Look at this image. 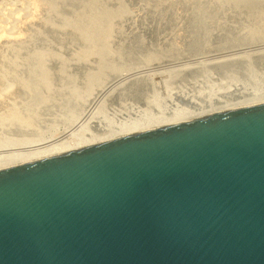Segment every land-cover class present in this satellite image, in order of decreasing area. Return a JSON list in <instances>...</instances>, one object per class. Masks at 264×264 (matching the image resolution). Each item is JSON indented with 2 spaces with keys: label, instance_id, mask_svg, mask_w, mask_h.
<instances>
[{
  "label": "water",
  "instance_id": "obj_1",
  "mask_svg": "<svg viewBox=\"0 0 264 264\" xmlns=\"http://www.w3.org/2000/svg\"><path fill=\"white\" fill-rule=\"evenodd\" d=\"M0 264H264V98L0 165Z\"/></svg>",
  "mask_w": 264,
  "mask_h": 264
},
{
  "label": "bare ground",
  "instance_id": "obj_2",
  "mask_svg": "<svg viewBox=\"0 0 264 264\" xmlns=\"http://www.w3.org/2000/svg\"><path fill=\"white\" fill-rule=\"evenodd\" d=\"M77 1L78 0H76V2ZM86 1L87 2L84 4L83 1L79 0L78 6L80 5V10L79 8L77 9L74 6L73 9L75 8L77 11L72 10L73 11L72 12L69 6L70 4L73 5L75 1H72L69 3V0H0V43L2 44V45L0 44L1 47H4V43H10L11 45V42L12 43L14 42L13 45L14 44L16 45V43H18L19 45V43L21 44L22 42L24 44L25 40L27 42V43L25 42V47H26V44L27 45L32 44L33 42L35 43L34 44L35 46L38 43L37 44L38 46L40 42H37V41L38 40L40 41L45 31H46V34L49 35L48 34L49 29L50 31L52 30L53 32L56 31V34L51 31L50 38L54 37V35H52L53 33L56 36L54 38H57V39L59 38L61 40L60 37L63 34L62 32L64 33L69 32L73 36H75L74 37L75 39H74L73 36L68 33L69 35H71L73 39L71 40L70 39L71 37L68 35L69 36L68 39L70 40V42H72L73 44L80 43L79 45L81 46L79 47V46L74 45V47L72 46L73 47L72 48L70 47L71 43L67 39L63 43L68 41L70 44L66 42L68 43L66 44V46H68L69 48L66 47L65 45L63 46L62 44H60L64 47L63 51L65 49H69L70 51L71 50L73 51V52L71 51L73 55L69 54V51L67 52V50H65L67 53L64 51V53L67 54L68 59H67V56L65 57L66 59H63V56L66 54H62L63 56L60 55V52H61L60 50H62L61 49L62 46L57 47L59 45V42L56 40L57 44H55L54 38H52V40L54 39L53 40L54 42H52L51 39H50L51 41L49 42V38H48L49 36H46V35H44V37L46 36L48 38V39L46 38L48 40V44L46 43L45 46L47 47L48 45V49L50 46V50H51L52 45L53 47L56 45L55 47L57 49L56 48L54 49L58 51L60 48L59 50L60 52L58 51L59 55H57L58 53H56L55 50H53L54 52L52 53L50 52V50L48 51L47 48H44V47L42 48L43 44L45 43L44 40L47 41L46 39L41 40L44 43L42 44L41 46L42 49L40 51L37 50V52L36 51L29 52L32 49L34 50L37 47V46L32 47L33 45L32 44L28 46L32 48L31 49L29 48L27 54L25 50L26 48L23 49L24 45L23 46L21 45L22 49H20L18 45H17L18 49H16L15 47L12 48L13 46L8 48V45H7V49L0 48L3 50L2 51L3 53H4V50L6 49V50H10V52L13 54L12 55L13 59L8 60L7 62H4V64L0 63L1 64L0 65V165H4L7 163H11V162H15V161H19V160H23V159H27V158L55 152V151L69 149L72 147L94 142L104 137L121 134V133L129 132L132 130H136V129H140V128H144V127H148V126H152V125H156V124H160V123H164V122H168V121H172V120H176L180 118H185V117H189L193 115L207 113V112L231 107L234 105L246 103L252 100L264 98V50L261 49V48H264V0H254V2L253 0L252 1L232 0L230 5H227L225 3L227 0H215L216 3L214 4L218 8V13L220 12L224 15V12H222L223 9L224 11L225 10L229 11L228 8H231V11H232L231 13L233 15L235 13H238L239 16L241 15L240 20L238 22L242 20L243 22H246V23H243L245 24L244 25L245 27H243V30L245 28L247 29L245 31L241 30L242 32L240 33L238 32V35L234 34L235 35V38H234V35L232 34L233 31L231 33V29L234 27L233 23L239 17L237 16L236 19L234 20L233 18H231L232 16L230 17L229 15L228 21L230 22L233 19L234 22L233 20H232L233 23L228 22L229 25L233 24L232 28L231 26L229 27V25L227 26L228 32H229V29L231 28L230 33L232 34V38H233L231 40L238 41L239 43L236 42L237 44L235 43V41H233V44H232V41H230L231 45H230V42L228 43L229 45L227 44L228 46H225V44L223 46L222 45L223 43H222L221 44L222 47H220L221 45L218 43V46H217V43L215 41L214 42L216 43L215 48L213 45H212L213 48H211L210 46H209L210 48L207 47V43L211 41H207L208 39L206 40V37L209 36L211 39V36H213L215 33L211 35V33L208 32L212 28L210 25H209L210 29L207 28L208 25L205 24L203 18H201L203 17V15H201V17H198V19L197 18L194 19V22H195L194 24L196 25L194 24L192 25H194L195 28L197 27L196 29L198 31L196 35L199 36V39H200L199 43H197L198 41H195L196 44L199 45L198 46L199 50H197V53H194V54L197 56L199 55L200 57H203V58L207 56H212L211 58L213 59V57H215V59H213L212 61L211 60L209 61L207 59L209 61V62L207 61V63H205L203 59L202 60L204 63L203 64L204 67L208 66V67L218 70L217 77L219 78L217 79L216 77V79L215 78L213 79L212 77L206 76V74L204 73H207V72L206 71L203 72L205 69L200 64L202 63V60L199 59L200 63L198 62V64L201 65V67L199 68L200 69L203 68V71L200 70L201 71L200 73L197 70L198 66H196L195 64L194 65L196 66L195 71L197 70V72H199L200 77L199 76H197V78L194 76H193L194 78L190 77L191 79H194V81L191 80V83L189 84L190 79H188V77L185 76V78H187L186 80H189L187 81L189 86L193 88V92H191L192 90L190 89H189L190 91L186 90L190 94H188V92L183 93L182 89L179 90L181 81L183 83V80L181 79V77H180V81H178L179 76L177 78L175 77L177 76V74L175 75V73L172 74V72H167L168 76L170 73L171 80H170V77L168 78V76H167V79L165 77L164 78L165 80H164L162 77L165 76L164 74H167V73H163L166 70L161 72L162 69L160 68L161 70L158 72V69H157L161 65H165V64H168L169 66L174 64V66H176L175 64L177 61L180 60V58L178 57V55H176L174 59H171L173 57H171L170 54L172 52V48L174 47V45L172 47V44H173V41L177 45H180V43H183L182 42L183 39L181 40L180 38H183V37L185 38L187 35L186 32H184L185 35L183 37L179 38L180 39L179 41H181L179 44L177 40H171L174 35L172 37L170 36L171 39L170 37H167L168 40L166 41L167 43L169 42L168 44L172 42L171 44L172 48L170 49L171 51L167 50L168 52L165 51L166 49L165 50L163 49L164 50L163 52H167L168 55H166V53L163 54L162 52L160 53H162V55L164 56L159 55V52L158 54H156L155 52L159 51L160 49L159 48L157 50L156 48L158 44L160 43L159 41L161 40H158L159 43L155 44L156 42L154 43V41L156 40L152 39L154 41L152 42L151 40L150 42L154 43L155 46L157 45L155 49H153L155 46L153 45L152 47L151 45L152 49L155 50V52L150 49L151 48L150 44H149V49L152 52L151 51L148 52L147 51L148 49L146 50L145 48L146 43L143 44L145 41L142 40L141 44L142 46L145 45L144 48L146 51L144 50L143 47H140V49L142 50L143 48V51L145 53L148 52L149 54L145 56V54L142 51V53L144 54V57L141 58L140 50H139L140 55L137 54L138 51L137 53L136 52L134 53L133 51H131L133 47L136 48L135 51L138 50L139 48V47L137 48L133 46L130 50L131 52L128 51L130 52V54L128 53V55L124 57L122 56V54H120L121 53L120 49L122 48H120L118 44L117 46L119 48L117 46L114 47L115 45L112 46V44H113L115 36H118L116 34H119L118 33L119 31L116 30V28H119L117 27V25L120 26V24H122L123 21L119 22V24L117 23L119 20L121 21L123 16H125V14L123 15V13L120 12V10L118 11L116 9H115L116 11H113V12L108 10L109 8L111 10H113L114 8V7L111 8L110 6L109 7L105 6L109 3L108 2L109 0H96V1L86 0ZM66 2H68L69 6H65L67 5L65 4ZM110 4L111 3H109L108 5ZM192 6H193V2H192ZM64 7L65 8L68 7L67 10L68 11L70 10L71 13L69 11L67 12V14L65 13L66 16L62 15V12H63L62 8L63 10H65ZM204 8H207V7H204ZM68 13H70L71 15ZM204 14L206 15V13ZM219 15H217L218 18L220 17ZM127 18L128 17H126L125 19L127 20ZM115 19L116 21L118 19L117 23L116 21L114 22L116 24V28L115 27L114 28L117 32L112 30L114 26L112 24ZM55 20L58 22V24L55 22L57 25L53 23V21ZM160 20L161 19H159V21ZM170 22L171 21H169V23ZM202 22H204L203 24L207 26L204 25L202 29H198L200 28V25L203 26L201 24ZM162 23L163 22H161V24ZM211 23L212 22H210L209 24ZM218 24L216 25L218 26ZM37 25L38 27L43 26L45 28H48V30L44 28L45 31L42 30L44 33L41 31L43 34L41 32H38L39 33L38 34L37 30L40 31L41 29H43V27L40 29V27L38 28ZM35 26L38 28V29L35 28L37 29L36 33L38 34V36L37 34H35L37 37L33 38L32 40L34 41L33 42L31 41L30 43L29 42L30 38L29 36H27L29 34H26L27 32H30V31H26V30L28 27H31L34 29ZM163 26H166V25L163 24ZM168 26L171 27V25L169 24ZM168 26L166 28H168L169 30L170 27ZM235 26L238 27V25H235ZM225 27L223 28V25H222L221 28H218L219 30L221 29L219 33H223L221 32L223 29H224L223 31L226 32L227 28ZM240 27L242 28V23ZM173 28H175L174 25H173ZM134 29L135 28H133V31ZM253 29H255V31ZM29 30H32V29H29ZM168 30H166V32ZM236 30L234 31L235 33H237ZM239 30L240 28H238L237 31ZM171 31L169 35H171V33L172 34L175 33V36H176V33H178L179 30L177 31L175 28L176 32L174 31L171 32ZM112 32H115L116 34H113ZM166 32L164 33L165 36L168 35ZM57 33L60 37L57 35ZM151 33L152 32H150V34ZM227 33L222 34L223 39L225 38L228 39L229 37H231V34L228 33L229 35H226ZM25 34L26 36L24 37ZM32 34H34V32ZM216 34L214 35L215 40L218 39L216 37L218 34L217 35ZM140 35H142V32ZM180 35L182 34L180 33ZM180 35H177L176 37H179ZM222 35H219L220 36L219 40L220 38L222 40V37H221ZM31 36H34V35H31ZM134 36L132 34L133 38ZM158 36L159 35L156 36L157 39H158ZM165 36H163V39H166ZM161 37L162 35L160 36V38ZM176 37H173V38L177 39ZM142 38L145 39V37H142ZM75 40L77 42L74 43ZM164 41L165 40H163V42ZM222 41H225V40H222ZM60 42H62V40ZM49 43L50 44L52 43V45H50ZM165 43L166 42H164L163 44ZM114 44H116V42ZM163 44L160 43V45H163ZM196 44H194V46ZM177 45H175L174 47L175 49H177L176 48ZM129 46H130V43H129ZM75 48H77L76 50H79V49L80 50L74 51ZM123 48H125V45L123 46ZM164 48H165V45H164ZM127 49L128 48H126V51ZM181 49H184V48L181 47ZM194 49L191 48V51ZM259 49H261L262 51H260ZM6 50H5V53L8 52V51L6 52ZM21 50L25 52L22 53ZM63 51L61 53H63ZM242 51L244 52L246 51V54L243 53ZM193 52H196V51L194 50ZM193 52L191 54H193ZM247 52H249V54ZM20 53H22L21 55L24 56V57L21 56L22 60H19L20 55L18 54ZM131 53H134V55L137 54L139 56H133ZM176 53L177 52H175V54ZM180 53L183 54V52H180ZM221 53L225 54V55L222 54L224 55V57L221 56L222 58L221 57L216 58L220 56ZM154 54H156L157 56L159 55L161 57H158L157 59L155 57L156 55ZM178 54H179V51H178ZM229 54H231V56L227 57L229 56ZM0 55L2 57L5 56L4 54L3 55L0 54ZM69 56H70V59H69ZM173 56L175 55L173 54ZM2 57L0 59V62L2 60L3 61L6 60L5 59L6 56L4 57V59H2ZM48 62H50V64L56 63L58 66H61V69H62L61 71H58V72L56 71L57 73L55 74V76L57 79L55 78L53 79V81L51 80L53 77L51 78V73H49L50 71H47L46 69ZM117 62H120L118 63V65L121 64L120 66L122 67L120 66L118 67L116 65ZM181 63H179V65H181ZM184 64L185 63L183 62V65ZM49 66H47V68ZM65 66L66 67L75 66L76 68L77 66H81V67L83 66L87 69L86 75L85 73H84V76L81 74L83 76L82 79L80 78L81 80L76 78L77 75L75 77V74L74 76L70 74L71 76L69 75L70 77L69 76L67 77L68 75L67 73H66L67 75L63 74L64 73L63 69ZM184 66L181 67L180 71H178L179 74H183L181 76L187 75L186 72L189 71V69H191V67L190 68L188 67V70H187L186 69L187 65H184ZM153 67H156V68L151 69ZM143 70L144 71L148 70V73L150 71L151 74L149 73L150 75H147V76L143 74L144 77L140 76L138 78H135L134 79L135 81H133L132 79L134 77H137ZM152 70H156L157 72L156 71L151 72ZM130 71H132L136 75L138 73V75L137 76L134 75L133 78H130L133 76L132 75L133 73ZM168 71H170V69ZM214 72L216 71L214 70ZM192 75H193V72H192ZM172 77H174V80L177 79V82L175 81L176 83H173V84L171 83V82H174ZM153 78L160 79L161 81L160 85L159 83L153 81L154 80ZM127 79L131 81H128ZM54 80H56L55 81L56 83H53ZM168 80H170L171 82H169ZM186 80L184 83H186ZM119 81H122L123 85H126V84L127 85L123 87L121 86V83ZM124 81H127V82L125 83ZM111 82L113 83L116 82L117 86L119 85L117 83H120V85L117 88H115L116 85L112 84L113 86H115L113 89L109 85L110 87L109 86L108 87L109 89L110 88L111 89L106 90L107 88L105 89L104 87L110 84ZM182 83H181V88L184 87ZM174 84H178L177 86L179 89L176 86H174ZM172 85L174 88L176 87L179 91H182V92H179L175 90V92L173 93H174V99H178L177 101H180V102L182 101L184 105L176 104L173 102L174 100L173 101L171 100L173 99L172 91L174 90V88L171 87ZM185 85L187 88H189V86H187V83ZM120 86L123 88L118 89ZM101 91L103 92L105 91V94L107 93L105 96L107 99L105 98L103 99L109 100V101L113 100L112 102L117 105V107L115 106V108L117 109L116 111L114 110V112L118 113V106H119V108H122L124 110V113L126 112L125 117L123 116V117L118 118L116 116L113 117L112 115H110L111 116L110 117L107 111L109 109L113 111L114 104L110 102L113 105L112 106L110 103H108V106L110 105L108 109V106L104 104V100L98 106V108L95 107L96 108L95 111L92 110L90 112L89 109L91 105H93L92 102L95 101L94 98L97 95H100L98 93H100ZM162 92H165L164 97H161L160 93ZM177 92L179 93L176 94ZM114 100H117L115 101L116 103L114 102ZM131 101L135 102L136 104H139L140 106H136V105L134 106L133 105L134 103H132ZM105 103H107V101ZM111 106H112V109H111ZM87 112L90 113L88 118L84 120L85 122L84 121L81 122V117H85L83 116L85 113H86L85 115H88ZM121 112L123 111L121 110ZM119 113H118V116H120Z\"/></svg>",
  "mask_w": 264,
  "mask_h": 264
},
{
  "label": "rangeland",
  "instance_id": "obj_3",
  "mask_svg": "<svg viewBox=\"0 0 264 264\" xmlns=\"http://www.w3.org/2000/svg\"><path fill=\"white\" fill-rule=\"evenodd\" d=\"M72 1H75V3H74L73 5L70 4V6H69L68 2H66L65 4H67V5H65V6H69V8H70L71 11H72V10L75 11V10H76L75 8H77V9L79 8V10H80V5L78 6V4H79V3H78L79 0H78L77 2H76V0H72ZM72 1L69 0V3L72 2ZM81 1H83L84 4L87 2L86 0H81ZM95 1H96V0H95ZM178 1H180V2H178ZM191 1L193 2V6H192V2H191ZM231 1H232V0H227L225 3H226L227 5H230V4H231ZM250 1H252V0H250ZM108 2L111 3L113 6H112L111 4L108 5L109 3H108L107 5H105V6H108V7L110 6L111 8L114 7L113 10H111L110 8H109L108 10H110L111 12L116 11V10H118V11L120 10V12H122L123 15L125 14V16H123V18H124V17H125V18L128 17V18H127L128 21H127L125 18H124V20H123V18H122L121 21H120V20L118 21V19H117V21H118V23H117V21H116V19H115V20L113 21V24H112V25H114L113 28H114V27L116 28V24H115L114 22L116 21V23L119 24V22H122V21H123L122 24H120V26L117 25V27H119V28H116V30L119 31V32H118L119 34H116L115 32H117V31L115 30V28H114V29L112 28V30L115 31V32H112V33L118 35V36H115L112 46L115 45L114 47H116L117 44H118V46H120V48H122V49H120V50H121V53H120V54H122V56H124V57H126V56L128 55V53L130 54L131 51H133L134 53H135V52L137 53V51H138L137 54H139V50H140V54H141V55H140V54H139V55H140L141 58H142V57H144V54H145V56H146L147 54H149L148 52H150L151 50H153V49L156 48L157 45L155 46V44H158L159 42L162 43V44H163L164 42L167 43V41H166V40H168L167 37H170V36L172 37L173 35H174L173 37H176L177 35H180V33L182 34V35H180L179 37H176L177 39H175V38H173V37H172V39H171V37H170L171 40H177L178 44L181 42V41H179V40H180V39H181V40L183 39V41H182L183 43H180V45H177L174 41H173V44H172V42H170V44H168V43H169V42H168L167 44L165 43V44H163V45H160V43H159L158 46H160V47L157 46V48H156L157 50L160 48L159 51H156V52H155V50H153V51H154L156 54H158V52H159V55H162V53H163V54L166 53V55H168L167 52L173 47V45H174V47H175V45H177V47H176L177 49H175V48L173 47L174 49L172 48V52H171V54H170L171 57H173V58L170 57L171 59H174V58L176 57V55H178V57L180 58V60L177 58L179 61L176 62V64H175L176 66H174V64H173V65H170V66H169L168 64H165V65H161V66L158 67L157 69H158V72L162 69L161 72H163L164 70H166V71H164L163 73L172 72V74H173V73H175V75L177 74V76H175V75H174V76H175L176 78L179 76L178 81H180V77H181V79L183 80V83H182V81H181V83L184 85L185 88H184V87L181 88V83H180V86H179L180 89H179L178 86H177V85L179 84V82H178V84H174V86H176L179 90L182 89L183 93H185V92L187 93V92L190 91V90H192L191 92H193V88H191V86H189V84L191 83V80L194 81V79H191V78H194V77L197 78V76H199V72L201 73L200 70L203 71V68L205 69L203 72H205V71L207 72V73H204V74H206V76L212 77L213 79H214V78L216 79V77L218 76V70H217V69H214V68H211V67H208V66L204 67V65H203V64H204V63H203V60H204L205 63H207L208 60H209V61H210V60L212 61L213 59H215V57H213V59L211 58L212 56H207V57H204V58H203V57H200L199 55L197 56V55L194 54V53H197V50H199V49H198V46H199V45L196 44L195 41H198L197 43H199V40H200V39H199V36L196 35V33H197L198 30L196 29L197 27L195 28V26H194V25H196V24H194V23H195V22H194V19H195V18L198 19V17H201V15H203V17H201V18H203L205 24H207L208 26L205 25V24H203L204 22H202L201 24H202L203 26L200 25V28H198V29H202V27H204V25L207 26L208 29H210V28H209V25H210L211 28H212V29H211L212 31H211V30L208 31V29H207V31H208L209 33H211V35L214 34V33H215V34H216V33L218 34L219 31L221 30V29L219 30L218 28H221L222 25H223V28L226 26L225 28H227V31L225 32V31H223V30H224V29H223L221 32H223V33H227V32H228V27H227V26L229 25L230 22L233 23L237 16H238L239 18H237L236 21L233 23V24H234V27L232 28V25H233V24H230V25H229V27L231 26V28L233 29V30H232V29L230 28V29H231V33H232V31H233V33H232L233 35H234V34H235V35H238V32L240 33V32L245 31V30L247 29V28H245V29L243 30V27H245V26H244L245 24H243V23H246V22H243V20L240 21V22L242 23V28L240 27L241 23L238 22V21L240 20V16H241V15L239 16L238 13H235V14L233 15V14L231 13V12H232V11H231V8H228L229 11L225 10V11H227V12H225L224 9H223L222 12H224V15H223L222 13H220V12L218 13V8H217V6L214 4V3H216L215 0H186V1H185V0H109ZM194 2H195V3H194ZM202 2H203V3H202ZM253 2H254V0H253ZM76 3H77V4H76ZM181 3H182V5H181ZM189 3H190V4H189ZM179 4H180L181 6H180ZM194 4H195V5H194ZM178 5H179V6H178ZM205 5H206V6H205ZM208 5H209V6H208ZM217 5H218V4H217ZM74 6H75V8L73 9ZM108 7H107V8H108ZM176 7H177L179 10H178ZM204 7H207V8H204ZM208 7H209L210 9H209ZM64 8H65V7H64ZM174 8H175V9H174ZM213 8H214V9H213ZM67 9H68V7L65 8V10H67ZM115 9H116V10H115ZM173 9H174L175 11H174ZM204 9H205V10H204ZM65 10H63V8H62V11H63V12H64ZM70 10H69V11H70ZM79 10H78V11H79ZM106 10H107V9H106ZM206 10H207V11H206ZM62 11H61V12H62ZM69 11H68V10L65 11L64 14H63V12H62V15L66 16L67 12H69ZM71 11H70V13H71ZM73 11H72V12H73ZM76 11H77V10H76ZM173 11H174V12H173ZM202 11H203V12H202ZM209 11H210V12H209ZM65 13H66V14H65ZM70 13H68V14H70ZM204 13H206V15H205ZM217 13H218V14H217ZM208 14H209V15H208ZM219 14H221V15H219ZM43 15H44V13H43ZM70 15H71V14H70ZM174 15H175V17H174ZM204 15H205V16H204ZM217 15H219L220 17L222 16V17H221V18H220V17L218 18ZM229 15H230V17L232 16L231 18L234 19V20L232 19L233 22H232L231 19H230V20H231L230 22L228 21V20H229ZM67 16H68V15H67ZM225 16H226V17H225ZM181 17H182V18H181ZM212 18H213V19H212ZM217 18H218V20H217ZM222 18H223V19H222ZM159 19H161V20L159 21ZM165 19H166V20H165ZM176 19H177V20H176ZM219 19H220V21H219ZM129 20H130V21H129ZM178 20H179V21H178ZM165 21H166V22H165ZM169 21H171V22L169 23ZM225 21L227 22V24H226ZM55 22L58 24V22H57L56 20L53 21L54 24H56ZM137 22H138V23H137ZM156 22H157L158 26H157ZM161 22H163V23L161 24ZM167 22H168V23H167ZM177 22H178V23H177ZM206 22H208V23H206ZM210 22H212V23H211L212 25L209 24ZM224 22H225V23H224ZM228 22H229V23H228ZM124 23H125V24H124ZM141 23H142V24H141ZM165 23H167V24H165ZM175 23H177V24H175ZM218 23H219V24H218ZM220 23H221L222 25H221ZM235 23H237V24H235ZM238 23H240V24H238ZM57 24H56V25H57ZM139 24H140V25H139ZM160 24H161V25H160ZM163 24L166 25V26H163ZM168 24L171 25L172 28H171L170 26H168ZM179 24H180V25H179ZM192 24H194V25H192ZM216 24H218V26H217ZM173 25H174V27L176 28L177 31L179 30L178 33H176V36H175V33H173V34L171 33V35H169V33H170L171 30H173L174 32H176V31H175V28H173ZM235 25H238V27H236ZM139 26H140V27H139ZM155 26H156V27H155ZM159 26H160V27L162 26V27L160 28ZM167 26L170 27L169 30H168V28H166ZM213 26H214V27H213ZM31 27H33V26H31ZM31 27H28L27 30H26V31H30V32H27V33L25 32L26 34H29V35H27V36H29V38H30V39H29V42H30V43H31V41H32V42L34 41V40H32L33 38H36V37L38 36V34H39L38 32H41L42 30L45 31V30H44L45 27H43V26H41V27L39 26L40 29L43 27V29H41L40 31L37 30V29L39 28L38 25H37L38 28H37L36 26L34 27V29L31 28ZM150 27H151V28L153 27V28L151 29ZM157 27H158V28H157ZM193 27H194V28H193ZM198 27H199V26H198ZM216 27H217V28H216ZM35 28H37V29H35ZM120 28H121V29H120ZM133 28H135L134 31H133ZM159 28H160V29H159ZM162 28H163V30H162ZM178 28H180V29H178ZM215 28H216V29H215ZM235 28H236L237 30H238V28H240V30L237 31ZM248 28H250V27H248ZM29 29H32V30H29ZM45 29L48 30V28H45ZM148 29H149V30H148ZM153 29H154V30H153ZM156 29H157V30H156ZM170 29H171V30H170ZM194 29H196V30H194ZM230 29H229V32H228L229 34H231V33H230ZM234 29L236 30L237 33L234 32V31H235ZM33 30H35V31H33ZM36 30H37V33H38V34L36 33ZM166 30H168L169 32H168V31L166 32ZM215 30H216V32H215ZM241 30H242V31H241ZM253 30L255 31V29H253ZM32 31L34 32V34H32V33H33ZM43 31H42V32H43ZM51 31H52V30H51ZM51 31H50V29H49V31H48V34H49V35L46 34V31H45V33L43 32L44 34L41 32V33L43 34V37H44V35L49 36V37H48V38H49V42L52 40V38L56 37V36H55L56 31H54V32L52 31V32L55 33V34L52 33V35H54V37L50 38ZM132 31H133V32H132ZM147 31H149V32H147ZM164 31H165L168 35L165 36V35H164V33H165ZM173 31H171V32H173ZM181 31H182V32H181ZM194 31H196V32H194ZM65 32H66V31H65ZM67 32H68V31H67ZM122 32H123V33H122ZM141 32H142V35H140ZM150 32H152V33L150 34ZM184 32H186V34H187L185 38L183 37V36L185 35ZM193 32H194V33H193ZM62 33H63L64 35H63ZM62 33H61V34H62L61 37H60V36L58 35V33H57V35L61 38L62 42H60L61 40H60L59 38H58V39H57V38H54V39H55V44H57L56 40L59 42V45H58L57 47H59V46L61 47L62 45H63V46H64V45L66 46V44H68V43L70 42V40H69L68 38H69V36L71 37L72 34L69 33V32H68V33L71 34V35H69L68 33H64V32H62ZM130 33H132L133 36L135 35L134 38L132 37V34H130ZM135 33H136V34H135ZM183 33H184V34H183ZM223 33H219L218 35L216 34V35H217L216 37L218 38V39H216V40H215V36H214L215 34L213 35L214 38H213V36H211V35H210V36H211V39H210L209 36L206 37V40L208 39L207 41H211V42H212V43H211V42H208V43H207V47L210 46L211 48H213V46H214V48H215L216 43H217V46H218V43H219L220 45L223 43V44H222L223 46H224V44H225V46H228V45H229L228 43H229L230 41H232L231 39H233V38H232V34H231V37H229L228 39H226V38H225L226 35H229V34L227 33V34L225 35V37H224L225 39H223V35H222ZM26 34L24 35V37L26 36ZM35 34H37V36H36ZM42 34H41V35H42ZM59 34H60V33H59ZM137 34H138V35H137ZM152 34H153V35H152ZM155 34H156V36L159 35V36H158V39H157V37L155 36ZM31 35H34V36H31ZM68 35H69V36H68ZM161 35H162V37L160 38ZM219 35H222V36H221V37H222V40H225V41H227V42L222 41L221 38H220V40H219V37H220ZM235 35H234V38H235ZM46 36H45L44 38L40 36V37H41L40 41H39V40L37 41V42H40L38 46H37L38 43L35 41V42L37 43V44H36L37 47L34 45V44H35L34 42L32 43L33 45H32V44H28V45L26 44V47H25V42H26V40H25L24 44H23V42H22L21 44L19 43V45H18V43H16V45H15V44L13 45L14 42H13V43L11 42V45H10V43H4V47H1V46H0V48H3V49L6 48V49H7V45H8V48L13 46L12 48L15 47L16 49H18L17 47L19 46V48L22 49V46L24 45L23 49L26 48L25 50H26V54H27V53H28V50H29V48H30V47H28V46L32 45V47L35 46L36 48H35L34 50L32 49V50L29 51V52H34V51L37 52V50L40 51L43 47L48 49V45H47V47L45 46L46 43L48 44V40H47L48 38H47ZM62 36H64V37H62ZM72 36H73V35H72ZM163 36H165L166 39H163ZM74 37H75V36H73V38H74ZM118 37H119V38H118ZM124 37H125V38H124ZM128 37H129V38H128ZM135 37H136V38H135ZM139 37H140V38H139ZM142 37H145V39L142 38ZM153 37H154V38H153ZM165 37H164V38H165ZM180 37H183V38H180ZM46 38H47V39H46ZM63 38H65V39H63ZM148 38H149V39H148ZM155 38H156V39H155ZM179 38H180V39H179ZM201 38H202V37H201ZM22 39H23V38H22ZM37 39H39V38H37ZM42 39H46L47 41L44 40V42H45V43H44L43 41H41ZM50 39H51V40H50ZM54 39H53V40H54ZM66 39L69 40V42L66 41V42H68V43H66V42L63 43ZM70 39L73 40L72 37H71ZM74 39H75V38H74ZM138 39L141 40V41H139ZM152 39H154V40H156V41H154V40H152ZM170 39H169V40H170ZM196 39H197V40H196ZM213 39H214V40H213ZM53 40H52V42H54ZM134 40H135V41H134ZM137 40H138V41H137ZM142 40L145 41L143 44L146 43V44H145L146 47H145V45L142 46V44H141V43H142ZM147 40H148V41H147ZM151 40H152V42L154 41V43H155V42H156V43L154 44V43L150 42ZM158 40H161V41L158 42ZM163 40H165V41L163 42ZM212 40H213V41H212ZM27 41H28V40H27ZM146 41H147V42H146ZM215 41H216V43H214ZM233 41H235V43H236V42L239 43V42L236 41V40H233ZM233 41H232V44H233ZM29 42H28V43H29ZM75 42H77V41L75 40L74 43H75ZM115 42H116V44H114ZM121 42L123 43V45H122ZM124 42H125V44H124ZM128 42L130 43V46H129V43H128ZM194 42H195V43H194ZM224 42H225V43H224ZM26 43H27V42H26ZM43 43H44V44H43ZM70 43H71V44H70ZM70 43H69V44L71 45V46L69 45L70 47H72V46L74 47V45H75V46H79V47H81V46L79 45L80 43H79V44H78V43H77V44H73L72 42H70ZM132 43H133L134 45H133ZM147 43H148V45H147ZM174 43H175V44H174ZM237 43H236V44H237ZM0 44H1V43H0ZM40 44H41V45H40ZM42 44H43V46H42ZM49 44H50V43H49ZM55 44H54V45H55ZM60 44H62V45H60ZM119 44H120V45H119ZM126 44H127V45H126ZM138 44H139L140 46H139ZM149 44H150V47H151V45H152V47H153V45H154L155 47H154L153 49H152V47H151V48H150L151 50H150V49H149ZM171 44H172V47H171ZM182 44H183V45H182ZM194 44H196L195 46H196L197 48L194 46ZM210 44H211V45H210ZM227 44H228V45H227ZM1 45H2V44H1ZM5 45H6V47H5ZM17 45H18V46H17ZM21 45H22V46H21ZM50 45H52V43H51ZM124 45H125V48H123ZM164 45H165V48H164ZM212 45H213V46H212ZM220 45H219V46H220ZM222 45H221L220 47H222ZM230 45H231V42H230ZM41 46H42V48H41ZM55 46H56V45H55ZM55 46L53 47V45H52V49H51V50H50V46H49L48 51L50 50V52L53 53V52H54L53 50H55V52L58 53L57 55H59V52H60V51L62 52L64 47L62 46V48H61L62 50H60V48H59L60 51L58 50V51H59V52H58V51H56L57 48H56ZM118 46H117V47H118ZM121 46H122V47H121ZM127 46H128V47H127ZM133 46H135V47H137V48L139 47L138 50L135 51L136 48H134ZM147 46H148V48H147ZM167 46H168V47H167ZM178 46H180V47H178ZM183 46H184V47H183ZM27 47H28V48H27ZM32 47H31V48H32ZM66 47H68V46H66ZM66 47H65V48H66ZM73 47H72V48H73ZM132 47L134 48V50H133ZM140 47H143V48L145 47L146 50L148 49V50H147L148 52L145 53V52L143 51V48H142V50H141ZM162 47H163V48H162ZM181 47L184 48L185 50H184V49H181ZM189 47H190V48H189ZM207 47H206V48H207ZM210 47H209V48H210ZM31 48H30V49H31ZM38 48H39V49H38ZM54 48H56V49H54ZM68 48H69V47H68ZM112 48H113V47H112ZM118 48H119V47H118ZM126 48H128V49L130 48V49H129V50L127 49V51H126ZM131 48H132V50H131ZM145 48H144V50H145ZM178 48H179V49H178ZM188 48H189V50H188ZM191 48H192V49L195 48L194 50H195L196 52H193L194 50L191 51ZM6 49H5V50H6ZM47 49H46V50H47ZM76 49H77V48H75L74 51H75ZM163 49H164V50L166 49L165 51H167V50H168V51H167V52H163V51H164ZM261 49L264 50V48H261ZM261 49H259V50L262 51ZM5 50H4V53H3V52H2L3 50L0 49V52H2V53H0V54H2V55L4 54V55L6 56V58H5L6 60H4V61L2 60L3 62L1 61V62H0L1 64H2V63L4 64V62H7L8 60L13 59V57H12L13 54L10 52V50H6V52L8 51L7 53H5ZM44 50H45V49H44ZM65 50H67V52L69 51V54L73 55V54H72V52H73L72 50H71L72 52H71L69 49H65ZM65 50H64V51H65ZM79 50H80V49H79ZM79 50H76V51H79ZM130 50H131V51H130ZM146 50H145V51H146ZM160 50H162V51H160ZM174 50H175V51H174ZM180 50H181V51H180ZM259 50H258V51H259ZM64 51H63V53L60 52V55H62V54H66V53H67L66 51H65L66 53H64ZM128 51H130V52H128ZM142 51H143L144 54L142 53ZM170 51H171V50H170ZM178 51H179V54H178ZM9 52H10V53H9ZM21 52L24 53L25 51L23 52V50H21ZM151 52H152V51H151ZM160 52H162V53H160ZM175 52H177V53L175 54ZM180 52H183V54L180 53ZM184 52H185V54H184ZM192 52H193V54H191ZM242 52L246 54V51H245V52L242 51ZM22 53L18 54V55H20V59L18 58L19 60H22V59H21V56H22L21 54H22ZM134 53H131V54H132L133 56H139V55H137V54L134 55ZM172 53H173L175 56H173ZM212 53H213V52H212ZM243 53H241V54H243ZM247 53L249 54V52H247ZM251 53H252V52H251ZM124 54H125V55H124ZM152 54H153V53H152ZM156 54H154V55H156ZM209 54H211V53H209ZM222 54H224V53H221V55L219 54L220 56H218V57H216V58H219V57H221V56L224 57L225 54H224V55H222ZM238 54H239V53H238ZM238 54H237V55H238ZM24 55H25V54H24ZM159 55H158V56L156 55L155 57L158 59V57H161V56H159ZM170 55H169V56H170ZM188 55H190V56H188ZM239 55H240V54H239ZM0 56H1V55H0ZM5 56H4V57H5ZM7 56H8V57H7ZM62 56H63V55H62ZM66 56H67V54L63 56V59H66V58H65ZM162 56H164V55H162ZM183 56H184L185 59L183 58ZM192 56H193V57H192ZM230 56H231V54H229V56H227V57H230ZM1 57H2V56H1ZM1 57H0V59H1ZM4 57H2V59H4ZM18 57H19V56H18ZM22 57H24V56H22ZM60 57H61V56H60ZM71 57H72V56H71ZM181 57H182V58H181ZM188 57H190V58H188ZM196 57H197V58H196ZM209 57H210V58H209ZM7 58H8V59H7ZM9 58H10V59H9ZM221 58H222V57H221ZM67 59H68V56H67ZM69 59H70V56H69ZM159 59H160V58H159ZM161 59H162V58H161ZM177 59H176V60H177ZM192 59H193V60H192ZM199 59H201V60L203 59V60H202V63H200ZM207 59H208V60H207ZM184 60H186V61H184ZM182 61L185 63L184 65H187V68H186L187 70H188V67H189V68L191 67V69H189L190 72L187 71V72H189V73H187V72L185 71L187 75H184V76H181V75H183V74H179V72H178V71H180L181 67L184 66ZM196 61H197V63H196ZM209 61H208V62H209ZM178 62H179V63L182 62L181 65H183V66L179 65ZM198 62L202 65V67H203L202 69L199 68V67H201V65L198 64ZM118 63H120V62H117L116 65L119 67L121 64L118 65ZM177 63H178V64H177ZM1 64H0V65H1ZM47 64H48V65H47ZM47 64H45V65H47V66L50 65V66H49L48 68H47V66H46V69H47V71H50L49 73H51V78L53 77L51 80L53 81V79L56 78L55 74H56L58 71H61V70H62V69H61V66H58L56 63H54V64H56V65H54L53 63L50 64V62H48ZM194 64H195L196 66H198V67H197V70H198L199 72H197V70L195 71L196 66H195ZM51 65H52V66H51ZM53 65H54V66H53ZM72 65H74V64H72ZM199 65H200V66H199ZM162 66H163V67H162ZM171 66H172V67H171ZM193 66H194L195 68H194ZM52 67H53V68H52ZM57 67H58V68H57ZM59 67H60V69H59ZM69 67H70V66H68V67L65 66L64 69H63V71H64L63 74H66V73H67V74H68V75L66 74L67 77H68L70 74L73 75V76H74V74H75V77H76V75H77L76 78H78L79 80H81L82 77L84 76V73H85V75H86V71H87V69H86L85 67H83V66H82L83 68H82L81 66H77V68H76L75 66H73V67L71 66L70 68H69ZM74 67H75L76 69H75ZM120 67H122V66H120ZM156 67H157V66H156ZM156 67H153V68H151V69H155ZM184 67H185V66H184ZM192 67H193V68H192ZM66 68H67V69H66ZM71 68H72V69H71ZM78 68H79V69H78ZM160 68H161V69H160ZM165 68H167V69H165ZM198 68H199V69H198ZM208 68H209V69H208ZM51 69H52V71H51ZM57 69H58V70H57ZM70 69H71V70H70ZM157 69H156V70H157ZM169 69H170V71H168ZM177 69H179V70H177ZM183 69H184V68H183ZM192 69H193V70H192ZM206 69H207V70H206ZM156 70H152L151 72H154V71H156ZM184 70H185V69H184ZM214 70H215L216 72H214ZM56 71H57V72H56ZM72 71H73V72H72ZM74 71H75V72H74ZM146 71H147V72H146ZM194 71H195V72H194ZM212 71H213V72H212ZM52 72H53V73H52ZM71 72H72V73H71ZM76 72H77V74H76ZM80 72H81V73H80ZM130 72H132V71H130ZM142 72H144V73H142ZM142 72H141L142 75H141V73H140L139 75H138V73H137L138 76L132 72L133 74H132V73H131V74H132L133 76L130 77V78H133L134 75L137 76V77H134V78L132 79L133 81H135V80H134L135 78H138V77H140V76H141V77H142V76L144 77L143 74H145L146 76L151 74L150 71H149L150 74L148 73V70H145V71L143 70ZM156 72H157V71H156ZM176 72H177V73H176ZM192 72H193V75H192ZM146 73H147V74H146ZM197 73H198V75H197ZM213 73H214L215 75H214ZM81 74H82L83 76H82ZM131 74H130V75H131ZM178 74H179V75H178ZM188 74H189V76H188ZM212 74H213V75H212ZM216 74H217V75H216ZM71 75H70V76H71ZM164 75H165V76L162 77V78L164 79V78L166 77V79H167L168 73H167V74H164ZM70 76H69V77H70ZM79 76H81V77H79ZM146 76H145V77H146ZM171 76H173V75H171ZM185 76L188 77V79H190L189 84H188V82H187V81H189V80H186L187 78H185ZM193 76H194V77H193ZM213 76H214V77H213ZM169 77H170V73H169L168 78H169ZM182 77L186 80L187 86H189V88L186 87V85H185L186 83H184L185 80H184ZM190 77H191V78H190ZM199 77H200V76H199ZM80 78H81V79H80ZM130 78H129V79H130ZM172 78H173V80H174V77H172ZM196 78H195V79H196ZM212 78H211V79H212ZM218 78H219V77H217V79H218ZM56 79H57V78H56ZM120 79H121V78H120ZM153 79H154V78H153ZM125 80H126V79H125ZM127 80H128V79H127ZM164 80H165V79H164ZM170 80H171V77H170ZM170 80H168V81L171 82ZM52 81H51V82H52ZM55 81H56V80H54L53 83H56ZM128 81H131V80H128ZM153 81L159 83V85H160V83H161L160 79H158V78H155ZM153 81H152V82H153ZM175 81L177 82V79L174 80V82H171V83H172V84H173V83H176ZM193 81H192V82H193ZM113 82H114V81H113ZM113 82H111L110 84L106 85L104 88H105V89L107 88L106 90H108L109 87L111 86V88L113 89L115 86H113L112 84L116 85V82H115V83H113ZM117 82H118V81H117ZM119 82L121 83V86H123V87H125V86L127 85V84H126V85H123V82H122V81H119ZM124 82L126 83L127 81H124ZM162 82H163V81H162ZM120 83H117V84L120 85ZM125 83H124V84H125ZM109 85H110V86H109ZM119 85H118V86H119ZM170 85H171V84H170ZM183 85H182V86H183ZM191 85H193V84H191ZM108 86H109V87H108ZM118 86L116 85L115 88H117ZM121 86H120L118 89L123 88V87H121ZM171 87L174 88L173 85H172ZM176 87H175V88H176ZM111 88H110V89H111ZM175 88H174V90L172 89V90H173L172 93L175 92V90L179 91L177 88H176V89H175ZM183 88H184V89H183ZM110 89H109V90H110ZM189 89H190V90H189ZM106 90H105V91H106ZM186 90H188V91H186ZM105 91H104V92L101 91L100 93H98V94H100V95H97V96L94 98L95 101L92 102L93 105H91V107L89 106V107H90V109H89L90 112H91L92 110L95 111L96 108H98V106L103 102V100H104V104H106L107 106H108V103H110V102L113 103V102H112L113 100H110V101H109V100H105V99H107L105 96H106V94L108 93V92L106 91L107 93L105 94ZM182 91H179V92H182ZM179 92H177L176 94H178ZM160 94H161V97H164L165 92H162V93H160ZM188 94H190V93L188 92ZM102 96H104V97H102ZM103 98H105V99H103ZM172 98H173V99H171V100H172V101L174 100V101H173L174 103L179 104V105H182V104L184 105V103H182V101L180 102V101H177L178 99H174V93H173V97H172ZM175 98H176V97H175ZM106 101H107V103H105ZM108 101H109V102H108ZM115 101H117V100H114V102H115ZM131 102L134 103V104H133L134 106H135V105H136V106H140L139 104H136V103L133 102V101H131ZM92 103H91V104H92ZM111 103H110V104H111ZM115 103H116V102H115ZM117 103H118V102H117ZM113 104H114V103H113ZM111 105H112V104H111ZM107 106H106V107H107ZM112 106H113V105H112ZM112 106H111V109H112ZM115 106L117 107V105L114 104V106H113V111L109 109L110 105L108 106V109H109V110H108L107 112L109 113V116L112 115L113 117L116 116V117H118V118H119V117H123V116L125 117V113H126V112L124 113V110H123L122 108H119V106H118V113H119V111H120V113H122V114L119 113L120 116H118V113H115V112H114V110L116 111V109H117V108H115ZM95 107H96V108H95ZM93 108H94V109H93ZM106 109H107V108H106ZM120 109H121L123 112H121ZM94 111H93V112H94ZM87 113H88V115H85V114H86V113H85V114L83 115V116H85V117H81V122H83L84 120H86V119L88 118V116H89L90 113H89V112H87ZM110 113H111V114H110ZM123 114H124V115H123ZM121 115H122V116H121ZM86 116H87V117H86ZM110 117H111V116H110ZM84 122H85V121H84Z\"/></svg>",
  "mask_w": 264,
  "mask_h": 264
}]
</instances>
